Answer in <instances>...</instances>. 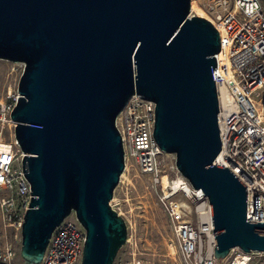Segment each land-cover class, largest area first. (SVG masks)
Returning <instances> with one entry per match:
<instances>
[{
    "label": "water",
    "instance_id": "water-1",
    "mask_svg": "<svg viewBox=\"0 0 264 264\" xmlns=\"http://www.w3.org/2000/svg\"><path fill=\"white\" fill-rule=\"evenodd\" d=\"M191 0H0V60L22 62L11 113L31 203L23 264H40L71 213L86 230L82 264H113L127 241L112 207L125 170L116 120L129 98L153 101V136L211 208L214 257L264 253V223L246 221V186L221 151L212 69L220 50Z\"/></svg>",
    "mask_w": 264,
    "mask_h": 264
},
{
    "label": "built area",
    "instance_id": "built-area-1",
    "mask_svg": "<svg viewBox=\"0 0 264 264\" xmlns=\"http://www.w3.org/2000/svg\"><path fill=\"white\" fill-rule=\"evenodd\" d=\"M201 3L200 10L217 30L220 44L215 55L217 68L212 69L221 144V158L215 164L227 168L246 186V221L264 223V0ZM18 95L19 92L9 93L0 99V191L7 194L0 199V219L15 238L21 237L32 193L24 176V155L15 140L11 117ZM155 107L153 101L134 94L116 120L125 167L131 162L137 173L147 176L154 187L163 182L161 155H171L175 161L174 155L163 153L154 139ZM8 135L11 143L7 142ZM3 144L9 148L1 149ZM178 175V191L190 203L168 202L165 210L181 263L264 264L255 261L257 255L264 253H244L237 247L224 259L214 257L210 204L200 190L192 189ZM85 240V228L71 213L53 232L40 264H82ZM123 249L132 259L114 264H140L136 260V243L126 241Z\"/></svg>",
    "mask_w": 264,
    "mask_h": 264
},
{
    "label": "rangeland",
    "instance_id": "rangeland-1",
    "mask_svg": "<svg viewBox=\"0 0 264 264\" xmlns=\"http://www.w3.org/2000/svg\"><path fill=\"white\" fill-rule=\"evenodd\" d=\"M201 2L202 0H191L189 16H199ZM24 68L25 64L22 62L0 60V99L9 93L18 94ZM11 141L12 138L8 135L7 142ZM161 159L163 182L160 185L152 186L150 179L138 174L128 161L111 200L112 207L126 222L127 241L137 244L136 260L140 264H182L165 207L168 202H190L180 191L173 193L172 183L179 178L174 169L173 157L162 154ZM6 195L4 191H0V199ZM21 245L22 238L12 236L0 219V264H23ZM131 259L125 254V249L121 248L114 263ZM255 261L264 263V254L257 255Z\"/></svg>",
    "mask_w": 264,
    "mask_h": 264
},
{
    "label": "bare ground",
    "instance_id": "bare-ground-1",
    "mask_svg": "<svg viewBox=\"0 0 264 264\" xmlns=\"http://www.w3.org/2000/svg\"><path fill=\"white\" fill-rule=\"evenodd\" d=\"M198 15L205 17L204 12L202 10H200V9H198ZM8 148H9L8 145H4L3 144L1 146V149H8ZM220 158H221V153L218 155V157L216 159V162H219L220 161ZM162 181H163V179H162ZM180 184H181V178H178L177 180L173 181V183H172V187H173V190H174L173 193H175V192H177L179 190Z\"/></svg>",
    "mask_w": 264,
    "mask_h": 264
}]
</instances>
